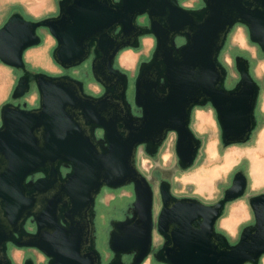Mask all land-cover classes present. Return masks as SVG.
<instances>
[{"label": "water", "instance_id": "obj_1", "mask_svg": "<svg viewBox=\"0 0 264 264\" xmlns=\"http://www.w3.org/2000/svg\"><path fill=\"white\" fill-rule=\"evenodd\" d=\"M202 1L200 8H190L180 0H59L55 15L30 19L17 11L0 26V61L22 71L12 99L0 109V264H12L10 243L39 249L49 264H103L97 198L104 187L130 184L132 214L111 221L113 257L107 264H126L124 255L142 264L152 253L165 264L261 263L264 191L249 198L255 221L237 242L217 230L226 205L246 194L243 170L214 203L179 197L163 180L155 216L153 186L137 165L140 146L155 156L174 132L179 166L192 167L202 146L191 128L197 106L215 109L223 146L248 142L256 127L260 87L249 60L236 57L241 78L228 87L220 54L237 24L248 28L250 40L264 52V0ZM41 27L57 41L52 57L61 68L69 71L90 60L104 89L100 95L88 93L85 82L69 73L27 67L25 52L42 43ZM146 35L156 43L135 79V113L129 75L115 64L122 50L139 48ZM33 86L39 101L29 107L22 99ZM155 228L163 243L153 251Z\"/></svg>", "mask_w": 264, "mask_h": 264}, {"label": "rangeland", "instance_id": "obj_2", "mask_svg": "<svg viewBox=\"0 0 264 264\" xmlns=\"http://www.w3.org/2000/svg\"><path fill=\"white\" fill-rule=\"evenodd\" d=\"M181 3L190 8H200L202 0H180ZM59 0H0V26L8 19L13 12H21L27 18L41 19L55 15L59 11ZM145 19V18H144ZM141 22L143 18L140 19ZM43 41L38 46L30 47L25 52L27 67L32 71H43L52 75L69 73L72 76L79 75L86 82L85 89L89 93H100L102 86L95 81L90 62H86L77 68L69 71L61 68L53 59L52 51L57 44L56 39L45 27L39 28ZM154 38V37H152ZM146 38H141L139 48H126L120 52L116 60V67L125 71L130 78L128 98L133 104L134 112L137 109L134 105V83L141 63L150 59L154 48L147 47ZM182 40V39H180ZM178 38V41H180ZM245 52L253 60V70L256 77L264 81V52L260 47L252 42L249 37V30L246 26L238 24L230 33L224 49L220 54V59L225 63L231 72L229 78L230 85L233 76H237L234 58L235 54ZM133 53V54H132ZM134 56L132 62L130 58ZM22 72L18 69L5 65L0 61V109L1 106L12 99V91L16 86ZM88 84V88H87ZM38 90L34 86L30 92L23 97V101L28 106L38 105ZM258 112L264 116V87ZM1 123V118H0ZM191 128L202 140V146L194 165L188 169L179 166L176 154V135L170 133L166 141L160 147L157 155L150 156L143 146L139 147L137 154V165L139 169L151 182L155 191L154 212L157 216L161 209V195L159 184L161 180H168L172 185L173 193L179 197L191 196L200 199L205 203H214L219 200L224 190L230 186L234 173L243 170L248 177V188L246 194L226 205L223 216L217 222V230L227 235L231 243L238 241L242 229L254 223V213L249 204V198L264 191V172L259 178L254 164L256 160L262 163L264 170V119L261 126L254 130L251 139L243 144L223 146L221 141V129L217 122L216 113L211 105L197 106L193 110ZM98 136H102V131H97ZM210 143V144H209ZM212 144V145H211ZM212 148V149H211ZM213 152V153H212ZM254 171V172H253ZM135 200L133 186L126 185L119 188H106L102 190L96 201V222L97 248L103 251L105 262L110 261L113 253L109 248V232L113 219H123L130 214ZM237 213L239 224L237 231L231 234L224 222L231 213ZM163 242V237L157 229L154 230V249H157ZM154 251V250H153ZM8 252L17 264H22L25 257L36 256L37 261L44 260V256L35 249H24L9 244ZM102 253V252H101ZM131 264V261H127ZM142 264H163L159 262L153 253L150 254Z\"/></svg>", "mask_w": 264, "mask_h": 264}, {"label": "flooded vegetation", "instance_id": "obj_3", "mask_svg": "<svg viewBox=\"0 0 264 264\" xmlns=\"http://www.w3.org/2000/svg\"><path fill=\"white\" fill-rule=\"evenodd\" d=\"M203 6V5H202ZM145 21H144V23H146V21H147V17L145 16V19H144ZM238 25V24H237ZM236 25V26H237ZM240 25V24H239ZM243 25V24H242ZM235 26V27H236ZM245 26V25H244ZM234 27V28H235ZM233 28V29H234ZM238 55H242V56H244V57H246L248 60H249V71H250V73H251V75H252V77L254 78V80L259 84V87H260V91H259V96H258V100H257V104H256V108H255V115H256V121H257V124H256V127H255V129L254 130H256V129H258L260 126H261V122H262V120L264 119V116H262L259 112H258V110H259V105H260V100H261V94H262V91H263V87H264V81L263 82H261L257 77H256V75H255V73H254V70H253V60H252V58L251 57H249V56H246L245 55V52H240V53H238V54H235V57H237ZM90 60H88V61H86V62H89ZM85 62V63H86ZM84 64V63H83ZM225 66H226V68H227V70H228V75H227V79H226V85L228 86V87H233L239 80H240V78H241V74H240V71L238 70V67H237V65H236V58H234V66H235V70H236V73H237V76H233V80H232V83L230 84V85H228V81H229V78H230V76L232 75L231 74V72H230V69H229V67L225 64V63H223ZM77 68V67H76ZM21 71V70H20ZM22 72V71H21ZM22 75V74H21ZM75 78H77V79H81L80 78V76L79 75H73ZM82 80V79H81ZM86 83V82H85ZM34 87V86H33ZM15 88V87H14ZM87 88H88V84H87ZM89 89V88H88ZM14 90V89H13ZM104 91V89H103V87H102V91L100 92V93H94L93 91H90L89 90V93H91V94H94V95H100L102 92ZM13 92V91H12ZM28 94V93H27ZM26 94V95H27ZM25 95V96H26ZM24 96V97H25ZM38 99H39V96H38ZM22 102H25V101H23L22 100ZM207 105H210V104H207ZM206 106V105H205ZM29 107H33V106H29ZM215 110V109H214ZM215 113H216V111H215ZM216 118H217V113H216ZM217 122H218V124H219V127H220V129H221V126H220V123H219V121H218V118H217ZM171 133H174V132H171ZM170 134V133H169ZM175 134V133H174ZM144 147V150H145V146H143ZM70 169H64V174H66L68 171H69ZM40 176H42V174L41 173H39V174H36L35 175V178H38V177H40ZM163 180H161L160 181V184H161V182H162ZM160 184H159V187H160ZM130 186H133V184H130ZM106 188H108V187H104L103 188V190L104 189H106ZM155 192V191H154ZM162 204V203H161ZM159 212H160V210H159ZM159 212H158V214H159ZM132 214V210H131V212H130V214H128L127 216H130ZM157 214V215H158ZM127 216H125L123 219H125ZM119 220H121V219H119ZM96 222L98 223L99 221H98V216H97V218H96ZM98 226H99V223H98ZM27 229L29 230V231H35L36 230V226H35V224H33V223H31L30 221H28L27 222ZM163 243V242H162ZM12 244V243H11ZM26 249H35V250H37L38 252H40L43 256H44V260L43 261H41V262H38L37 261V258H36V256L35 255H33L32 254V256L31 257H25L24 258V260H23V263L22 264H24L25 263V261H26V259H28V258H32L33 260H34V264H49V258L42 252V251H40L39 249H37V248H34V247H25ZM24 248V249H25ZM159 248V247H158ZM157 248V249H158ZM157 249H154V251H156ZM102 253V258H104V255H103V251H101ZM154 256V255H153ZM132 258H133V255H124V261L126 262V264H127V261H131L132 260ZM109 261H107V262H105V260L103 259V264H107ZM12 264H17L16 262H15V260L12 258ZM163 264H165V263H163Z\"/></svg>", "mask_w": 264, "mask_h": 264}, {"label": "crops", "instance_id": "obj_4", "mask_svg": "<svg viewBox=\"0 0 264 264\" xmlns=\"http://www.w3.org/2000/svg\"><path fill=\"white\" fill-rule=\"evenodd\" d=\"M144 37L146 38L145 41H146L147 47L151 48L153 43H154V38H152L153 36L146 35ZM134 60H135V58H134V56H132L130 58L129 62L133 63ZM239 222H240L239 216L237 213L234 212V213L229 214L228 217H226V220H225L223 225H224V227H226V229H228V231L231 234H234L235 231H237V227H238ZM260 264H264V256L262 257Z\"/></svg>", "mask_w": 264, "mask_h": 264}, {"label": "bare ground", "instance_id": "obj_5", "mask_svg": "<svg viewBox=\"0 0 264 264\" xmlns=\"http://www.w3.org/2000/svg\"><path fill=\"white\" fill-rule=\"evenodd\" d=\"M210 144V143H209ZM212 145V144H211ZM212 149V148H211ZM213 153V152H212ZM255 170L257 172L258 177L260 178L264 172L262 163L259 160L255 161L254 164ZM254 172V171H253Z\"/></svg>", "mask_w": 264, "mask_h": 264}]
</instances>
